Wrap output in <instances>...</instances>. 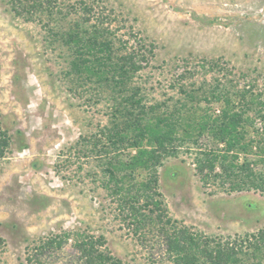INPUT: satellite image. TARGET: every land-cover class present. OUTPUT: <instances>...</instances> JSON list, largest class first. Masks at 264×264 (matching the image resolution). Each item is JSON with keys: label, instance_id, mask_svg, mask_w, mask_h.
Here are the masks:
<instances>
[{"label": "rangeland", "instance_id": "rangeland-1", "mask_svg": "<svg viewBox=\"0 0 264 264\" xmlns=\"http://www.w3.org/2000/svg\"><path fill=\"white\" fill-rule=\"evenodd\" d=\"M83 1L110 15L116 36L153 44L155 55L138 75L148 80L149 97L172 95V77L203 56L220 58L235 73L252 72L264 87V0ZM48 39L46 23L16 16L8 0H0V126L11 136L0 159V264H30L31 241L76 229L103 234L125 264H173L156 228L145 229L144 237L134 233L116 198L95 179L97 160L82 154L80 138L107 124L109 102L93 100L91 83L70 89L66 52ZM158 172L169 215L193 230L228 235L264 227L263 194H209L212 187H201L192 156L167 158ZM72 251L69 240L51 264H73Z\"/></svg>", "mask_w": 264, "mask_h": 264}, {"label": "trees", "instance_id": "trees-1", "mask_svg": "<svg viewBox=\"0 0 264 264\" xmlns=\"http://www.w3.org/2000/svg\"><path fill=\"white\" fill-rule=\"evenodd\" d=\"M8 3L16 16L46 23L50 44L60 42L72 91L91 83L93 100L105 96L109 102L107 124L80 138L82 154L96 158L95 179L116 198L133 232L144 237L145 229L156 228L173 264H264V227L228 235L193 230L169 215L158 175L167 158L188 154L201 187H212L209 194L253 190L264 195V87L257 76L235 73L220 58L203 56L194 68L172 77V95L149 97L148 80L138 75L155 55L153 44L136 35L133 44L116 36L109 14L83 0L69 6L60 0ZM198 72L202 80H190ZM10 145L11 136L0 126V159ZM69 240L70 263L125 264L103 234L84 229L34 239L26 261L51 264Z\"/></svg>", "mask_w": 264, "mask_h": 264}]
</instances>
